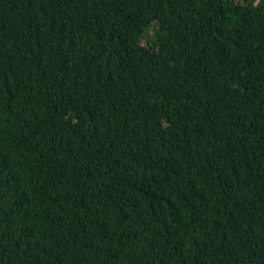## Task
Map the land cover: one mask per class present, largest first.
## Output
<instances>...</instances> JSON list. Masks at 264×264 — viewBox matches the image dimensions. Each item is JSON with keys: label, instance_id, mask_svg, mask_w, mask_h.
I'll list each match as a JSON object with an SVG mask.
<instances>
[{"label": "trees", "instance_id": "obj_1", "mask_svg": "<svg viewBox=\"0 0 264 264\" xmlns=\"http://www.w3.org/2000/svg\"><path fill=\"white\" fill-rule=\"evenodd\" d=\"M0 264H264V0H0Z\"/></svg>", "mask_w": 264, "mask_h": 264}, {"label": "rangeland", "instance_id": "obj_2", "mask_svg": "<svg viewBox=\"0 0 264 264\" xmlns=\"http://www.w3.org/2000/svg\"><path fill=\"white\" fill-rule=\"evenodd\" d=\"M150 37H153V32H152V30H150V31L148 32V38H150Z\"/></svg>", "mask_w": 264, "mask_h": 264}]
</instances>
